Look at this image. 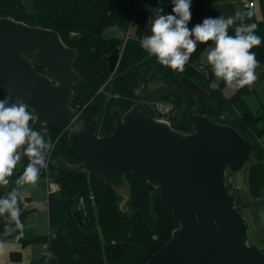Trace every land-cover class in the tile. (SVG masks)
I'll return each instance as SVG.
<instances>
[{
	"label": "water",
	"instance_id": "1",
	"mask_svg": "<svg viewBox=\"0 0 264 264\" xmlns=\"http://www.w3.org/2000/svg\"><path fill=\"white\" fill-rule=\"evenodd\" d=\"M21 2L26 12L35 13L31 0ZM120 49L116 46L106 55L110 70ZM76 54L56 30L0 15V92L26 103L36 116L30 126L42 125L45 135L49 125L65 129L80 161L61 159L62 165L100 177L121 197V211L131 195L128 173L153 182L171 209L177 227L144 264H264V252L247 242V225L236 204L238 190L223 180L226 171H239L248 161L249 146L241 131L193 112L194 97L205 99L206 92L180 75L178 82L139 83L132 91L136 100L123 112L111 107L113 128L99 135L93 131L97 116L70 104L73 85L80 80L73 68ZM168 96L179 98V120L190 130L149 113L145 102ZM81 120L83 131L73 133L69 125ZM245 170L247 196L253 208L264 210V161H248ZM133 214L130 205L125 221ZM104 264L114 263L104 257Z\"/></svg>",
	"mask_w": 264,
	"mask_h": 264
},
{
	"label": "trees",
	"instance_id": "2",
	"mask_svg": "<svg viewBox=\"0 0 264 264\" xmlns=\"http://www.w3.org/2000/svg\"><path fill=\"white\" fill-rule=\"evenodd\" d=\"M35 13L25 11L21 0H6L0 3V15H9L28 24L49 27L56 30L66 45L76 49L73 68L80 80L73 85L71 106L81 112L97 116L93 131L99 135L111 132L113 118L109 109L117 107L123 112L132 102V91L139 83L178 82L184 75L192 79L206 92V98L194 97L191 107L196 113H204L210 119L238 128L249 146L248 161H264V148L259 136L264 132V114L249 104L248 96L253 86H236L226 97L222 87L226 82H214L215 75L208 62L198 67L199 54L214 42L198 43L196 50L183 71H176L161 65L155 56L149 55L140 46L144 7L133 14L124 0H31ZM154 12L172 13V0H152ZM228 28L234 35L236 26L255 24V34L261 37L259 46L253 47L259 63L264 62V21L234 18ZM125 33L128 36L124 38ZM116 46L121 47L113 70L108 67L106 55ZM36 70L41 67L34 65ZM215 83L216 87L211 85ZM172 98L176 117L171 126L184 131L190 130L179 120V98ZM164 97V98H168ZM0 99L15 103L14 97L0 92ZM104 104H103V103ZM149 113L154 112L148 108ZM46 140H51L54 149L48 155L44 170L46 183L54 182L56 188L47 193V233L45 235L23 236L25 211L17 220L0 215V241L47 243L48 264H104V257L114 264H144L169 238L177 227L171 209L166 207L158 187L148 179L132 173L126 175L131 195L126 210L119 209L121 197L113 192L98 176L84 171L68 169L61 159L76 163L80 159L72 154L71 143L64 128L56 125L47 127L45 135L42 125L31 126ZM20 149L21 159L9 185L23 175L29 158ZM0 185V198L14 190H5ZM20 205V203L18 202ZM134 214L126 222L130 211Z\"/></svg>",
	"mask_w": 264,
	"mask_h": 264
},
{
	"label": "clouds",
	"instance_id": "3",
	"mask_svg": "<svg viewBox=\"0 0 264 264\" xmlns=\"http://www.w3.org/2000/svg\"><path fill=\"white\" fill-rule=\"evenodd\" d=\"M171 14L157 13L151 18V35L144 36L140 46L155 56L161 65L172 70L183 71L196 50L198 43L214 42L207 52V62L218 79L228 85L251 86L257 79L255 69L259 67L256 54L251 51L259 46L261 37L255 34V24L236 26L235 34L229 35L228 28L235 23L233 18L222 16L206 17L201 23L189 28L192 18V0H172ZM160 13L163 9L159 10ZM14 83V82H13ZM12 85H9L11 89ZM211 87L215 88L213 83ZM31 97L32 93L26 94ZM36 116L29 106L18 99L8 103L0 99V185H7L21 159L20 149L29 158L24 173L17 183H35L40 170L47 166V158L54 149L51 140H46L40 132L33 130L30 122ZM71 131L79 134L85 127L84 121L69 125ZM18 193L13 190L0 198V215L8 213L13 220L18 219Z\"/></svg>",
	"mask_w": 264,
	"mask_h": 264
},
{
	"label": "crops",
	"instance_id": "4",
	"mask_svg": "<svg viewBox=\"0 0 264 264\" xmlns=\"http://www.w3.org/2000/svg\"><path fill=\"white\" fill-rule=\"evenodd\" d=\"M152 4V9L148 10L151 14V17L147 20L143 21L141 33V39L144 36L151 35V25L152 20L151 18L154 17L157 13L154 12V2L149 0ZM248 0H192L191 4V13L192 18L189 22L188 27L192 28L195 24L201 23L204 18L206 17H218L222 16L225 19L227 18H236L241 17L243 19L249 20H261L264 21V0H252L253 3L251 6H244V2ZM132 5V0H129ZM130 10H133L130 8ZM162 14V13H159ZM214 46L207 45L205 46L200 54H199V62L203 65L207 62V52L208 50ZM219 81V80H218ZM217 82V81H214ZM237 85H228L227 83L222 87V93L224 96H230ZM264 133V132H263ZM261 136V135H260ZM259 136V137H260ZM264 148V145L261 144ZM20 151V150H19ZM28 165V164H27ZM26 165V166H27ZM26 168V167H25ZM44 170L42 168L40 170L39 177L35 183H17L18 180L22 177V175L16 180L14 183V189L19 190L21 193H27L32 200V206L27 208H22L19 205V214L22 211H25V215L23 218V236H38V235H45L47 233V204H46V197L45 195V223L46 226L38 228L35 220L38 215V208L37 206L41 205L44 201L40 200L37 195H41L43 192V187H47V183L44 177ZM11 185L7 184L4 187H7V190H11L13 188ZM47 190V189H46ZM34 194V195H32ZM35 220L32 222L30 227L25 228V221L26 218L33 216ZM4 218H11L8 213L4 214ZM41 244V246H40ZM42 243L40 242H30L26 244H20L18 242H6L0 241V264H48L47 260L42 255Z\"/></svg>",
	"mask_w": 264,
	"mask_h": 264
},
{
	"label": "rangeland",
	"instance_id": "5",
	"mask_svg": "<svg viewBox=\"0 0 264 264\" xmlns=\"http://www.w3.org/2000/svg\"><path fill=\"white\" fill-rule=\"evenodd\" d=\"M124 1L129 5V2H128L129 0H124ZM129 6L130 8H132L131 3ZM255 73H256L257 79L252 84L253 94H250L248 96V101H249V104L252 106V108H257L259 112L264 114V74H261L259 67L255 69ZM218 80L220 79H218L217 77L214 78V81H218ZM135 100L136 99H133V102ZM73 107L76 108L75 106ZM111 107H115V106H111ZM77 111L81 112L79 109H77ZM259 141L261 144L264 145V133L259 137ZM247 164H248V161L245 163L243 169L239 171H234V172L226 171L223 176V180L228 185L229 188H236L238 190L240 197L237 199L236 204L239 206L240 213L244 217L246 225H247L248 244L264 252V210L261 209L260 207L253 208L252 204H251V207H245V208L243 205L247 199L245 197V195L247 196V193H246V186L244 182L245 181L244 180L245 171H246L245 169H246ZM230 180L234 181V182L232 181L233 185L230 183ZM49 183L55 185L54 182L52 181H49ZM29 184H32V183H29ZM5 189H7V187H5ZM45 195H47V190L44 185L43 192L41 193V195H37L40 198V200L44 201V203L42 202L41 205L37 206L38 215H37L36 220L34 218V215L26 218L25 228L30 227V225L32 224L34 220L38 228L40 227L44 228L46 226V223H45L46 212H45V207H44ZM17 206L19 208L18 202H17Z\"/></svg>",
	"mask_w": 264,
	"mask_h": 264
},
{
	"label": "built area",
	"instance_id": "6",
	"mask_svg": "<svg viewBox=\"0 0 264 264\" xmlns=\"http://www.w3.org/2000/svg\"><path fill=\"white\" fill-rule=\"evenodd\" d=\"M253 3L252 0H248L244 2V6H251ZM132 6H133V14L138 11L140 8L144 7V16L146 19H149L151 17V14L148 10L152 9V4L149 0H132ZM128 36V33H125L124 38ZM198 67H202L200 63L197 64ZM259 70L261 74H264V62L259 63ZM147 108L152 110L154 112V117L167 121L170 125L173 122V120L176 117V108L175 104L172 100V98H157L155 100H151L148 102H145ZM178 116V115H177ZM56 188V185L47 183V193L51 192ZM18 193V202L20 203V206L22 208H27L32 206V200L30 199L29 195L27 193H21L19 190L14 189ZM42 255L47 260V257L49 255L47 243H42Z\"/></svg>",
	"mask_w": 264,
	"mask_h": 264
},
{
	"label": "flooded vegetation",
	"instance_id": "7",
	"mask_svg": "<svg viewBox=\"0 0 264 264\" xmlns=\"http://www.w3.org/2000/svg\"><path fill=\"white\" fill-rule=\"evenodd\" d=\"M42 69V68H41ZM244 182H245V186H246V193H247V183H246V171H245V177H244ZM232 181L233 180H230V183L233 185V183H232ZM234 182V181H233ZM228 183V182H227ZM237 185V184H236ZM156 186V185H155ZM262 190V192L264 193V188L263 189H261ZM245 197L247 198L246 199V201H245V203L243 204L244 205V208L245 207H251V204H252V200L248 197V196H246L245 195ZM262 209V208H261ZM248 237V236H247Z\"/></svg>",
	"mask_w": 264,
	"mask_h": 264
}]
</instances>
